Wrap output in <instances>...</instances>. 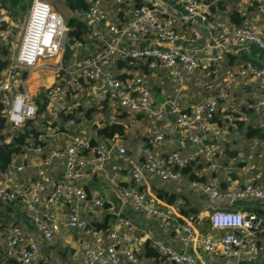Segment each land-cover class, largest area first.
Listing matches in <instances>:
<instances>
[{"label": "built area", "instance_id": "1", "mask_svg": "<svg viewBox=\"0 0 264 264\" xmlns=\"http://www.w3.org/2000/svg\"><path fill=\"white\" fill-rule=\"evenodd\" d=\"M163 1L142 0L139 6L136 0H88L87 10L70 11L73 18L88 27L85 43L69 37L71 29L68 22L46 0H33L22 28L9 19L0 5V46L11 51L10 65L0 72V101L6 120L4 135L12 138L28 121H34L38 131L43 132L37 140L40 144L31 138L25 150L36 160L33 165L35 177L29 181L27 189L13 185L18 176L30 167L25 163L18 164L14 158L5 172L0 171V202L18 203L32 212L39 232L46 240L52 241L60 232L61 223L53 217L48 218V222L43 221L40 207L46 204L47 207L65 209L73 200L78 203L89 200L78 180L92 168L101 181L113 185L119 192L124 202L123 210L156 220L161 230L172 232L182 245V251L165 239L154 238L149 232L136 235L132 219L123 216L107 238L83 242L86 264H140L137 254L147 241L157 249L163 262L169 264H197L199 254L209 259L255 261L260 254L259 236L264 234V217L242 211L238 203L254 200L264 205V185L249 183L239 189L221 190L212 183L192 181L191 190L195 195L222 203L209 216L214 233L205 235L196 227V220L185 221L182 211L186 203L183 198L162 208L156 197L118 186L122 166L120 162H112L115 159L125 161L128 151L118 136L111 149L103 140L98 142L102 138L93 134V125H102L104 116L99 115L94 121L83 119L79 123L73 118L60 119L62 113L72 114L80 106L89 108L92 104L101 103H106L113 112L122 110L134 117L143 116L148 123L150 147L141 150L143 160L128 172L133 183L144 186L149 178L167 183L181 181L184 178L182 169L191 161L180 152L167 149L166 137L171 120L173 133L183 144L197 149L198 154L211 156L218 151L229 129H237L238 122L249 123V113L264 112V71L248 65L237 71V83L242 88L255 83L263 95L248 102L246 112L230 111L226 114V127L214 121L218 112L214 100L204 99L189 112L176 101L164 107L157 104L155 91L145 74L117 69L118 60H150V70L172 71L183 83L197 71L225 61L229 48L217 40L211 47L207 44L208 50L202 54L206 49L198 47L200 40L204 39L202 36H181L173 21L165 19ZM173 1L184 9L186 22L208 23L213 3L205 0ZM16 28L22 30L20 40L15 39ZM229 35L232 45L244 47L254 44L264 49V35L252 24H231ZM70 40H73V45ZM143 43L146 44L142 46ZM162 43H170L171 49H159ZM68 47L71 50L69 60ZM44 60L54 63V81L33 93L27 84L32 72L41 68ZM123 73H131V77L120 79ZM45 100L48 105L43 112ZM61 137H64V143L47 152L46 141L56 142ZM93 138L97 141L96 146L92 145ZM57 164L64 166V175L56 181L51 169ZM90 201L94 212L101 216L105 210V197L97 191L91 194ZM66 220L67 225L79 233L90 229L89 220L81 214L79 207L68 208ZM3 228L0 220V234ZM2 232L4 241L0 238V248L8 257L16 258L20 264L47 262L46 258L40 257L37 241L20 234L14 222L8 221Z\"/></svg>", "mask_w": 264, "mask_h": 264}, {"label": "crops", "instance_id": "2", "mask_svg": "<svg viewBox=\"0 0 264 264\" xmlns=\"http://www.w3.org/2000/svg\"><path fill=\"white\" fill-rule=\"evenodd\" d=\"M13 0H0L1 7L6 11L9 19L14 22L15 25L20 27V13L18 12V4L13 6ZM215 1H218L216 4ZM207 3H213L211 15L208 23L202 21H196L194 23L186 22V13L182 7L177 5L173 0L163 1V10L166 12L164 15L166 20L173 21V26L176 28L181 36L188 38H196L202 36L204 39L200 40L199 48H204L207 44L210 47L213 46L215 40L224 44L229 48V54H231L236 60L235 63L231 62V59L226 56L223 63L219 64L218 67H225L226 69L223 74L227 77L224 79V84H217L208 86L212 88V91L216 93L206 94V85L204 82L205 76H209L211 71L216 73L217 66H213L207 70H199L194 75L190 76L186 82H180L178 77L172 71H151L147 75V79L151 86H153L156 94V102L158 105L167 107L171 101H176L180 104L182 109L185 111H192L196 104L204 99H212L217 103L218 106V117L216 123L221 127H226L225 116L230 111H245L246 104L253 102L254 100L261 98L263 95L262 90L257 84L253 83L251 86L242 88L237 83L238 78L236 77L237 71L242 66H247L244 61L245 49L249 48L253 51L260 50L262 48L254 44L247 46H236L232 45L230 41L231 35L230 25L232 24L230 14L233 11H238L242 17H245V22L252 24L255 29L264 35V0H205ZM11 6V7H10ZM57 6V5H56ZM29 13V12H28ZM28 16L24 19V23ZM176 19H173V18ZM70 19V18H69ZM146 43H143L144 46ZM206 48V47H205ZM208 49L202 51L205 53ZM35 71V70H34ZM32 72L28 87L31 92H37L41 87H48L54 81V75L49 76V84L42 86L36 83V77L38 75ZM202 78V82H198ZM215 86V87H214ZM100 91V90H99ZM88 98L86 100L87 104ZM120 111V110H118ZM122 111V110H121ZM250 122L243 123L242 126H238L235 130H228L225 139L220 142V148L213 155H207L205 153L198 154V150L191 146L183 144L178 137L173 133L172 130L173 120L170 122V129L167 131V149L170 151H178L184 157L189 158L194 162L192 168L193 172L199 177L205 179V182L217 185L221 190L226 189H239L246 184L252 183L256 185H264V137H249L247 135V128L251 127L254 130H259L264 136V112L261 114L249 113ZM99 115L105 117L102 125L119 122L125 126L124 136L115 135L112 139H99L107 143L109 149L112 148V142L118 137L121 139V143L127 148L128 155L125 161L121 162V159H115L116 162L121 164L122 170L118 176V186L120 188L130 187L132 185L131 177L129 176V169L135 168L143 160L141 150L143 148L150 147L149 131L147 128V121L142 119H136L134 116L128 115L124 112H113L108 110L107 114L103 112L95 113L91 119L94 121L95 118L98 120ZM126 115V116H125ZM124 116V117H123ZM132 124V125H131ZM137 127L136 134L139 132L141 137L138 144L132 145L131 138L135 134L130 132L129 127ZM138 131V132H137ZM118 136V137H117ZM7 142H10L12 138L6 137ZM64 143V137H61L58 141L53 140L46 141V151L61 146ZM24 157H27L26 159ZM18 164L25 163L29 167L25 173L18 176L14 181L13 185H19L27 189L29 181L35 177L33 165L36 162L34 155L30 152H25L15 157ZM64 166L57 164L51 169V175L54 180H60L64 173ZM191 181L185 176L181 181L174 183H167L156 178H149L146 180L144 192L149 196L157 198L159 205L162 208H166L171 205L168 200L172 197L175 198L174 203L183 198L185 200V208L187 215L184 217L185 221L196 220V227L200 232L205 235L213 234L214 231L210 225L209 216L217 208L222 206V203L214 201L208 197L202 195H195L191 190ZM78 184L84 187L86 190L90 188L91 194L99 192L100 184H107L114 187L111 184L101 181L100 178L94 173L91 168L82 179L78 180ZM102 194V193H101ZM158 194H162L164 198L159 197ZM103 195V194H102ZM6 206L0 205V220H2V226L0 238L3 242L2 235L6 229L8 221L15 223V227L18 232L25 235L27 238L35 239L39 245L40 257L47 259L45 264H86V260L82 253L83 242H95L98 238H107V234L103 232L94 231L89 229L85 232H77L71 229L67 225L66 215L68 208L79 207L81 214L90 221H100L103 219L105 213H101L98 216L94 212L92 202L87 200L84 203H78L73 200L68 208L58 207H47L44 204L40 207L42 220L48 222L50 217L59 219L61 223L60 232L54 236L52 241H48L44 238L43 234L39 232L37 223L34 221L33 214L21 204H5ZM240 209L245 212H254L258 216L264 217V205L258 201L248 200L239 202ZM130 217L133 221L134 232L136 235L142 236L146 232H149L156 239H165L175 249L182 251V245L176 240L170 230L165 232L158 226L156 220L149 218L143 214L134 215L128 210L121 211V216L114 222V226L119 223L121 217ZM208 221L207 229L204 228V223ZM260 254L255 261H236L227 260L225 258H214L209 259L201 254L197 255V264H264V234L259 236ZM3 251L4 249L1 248ZM196 257V254H194ZM140 264H158L154 259H148L142 257Z\"/></svg>", "mask_w": 264, "mask_h": 264}, {"label": "trees", "instance_id": "3", "mask_svg": "<svg viewBox=\"0 0 264 264\" xmlns=\"http://www.w3.org/2000/svg\"><path fill=\"white\" fill-rule=\"evenodd\" d=\"M19 0H13L12 5H17ZM63 2L67 5V7L70 9V11H85L89 8V2L88 0H63ZM137 4L140 6L142 5V0H136ZM230 19L232 24L236 26H242L245 22V17H242L241 14L238 11H233L230 14ZM68 26L70 27L69 37L76 40L77 42L85 43V38L88 33V27L84 22H82L79 19L71 17L68 21ZM11 51L7 47L0 46V72H2L4 69H6L10 63H11ZM71 53L68 54L67 60L70 59ZM227 57L231 59L232 63H235V58L231 54H227ZM149 62L150 60L140 61L136 59H127V60H118L117 63V69L123 70L126 69L128 72H131L132 74L134 72H140L142 74H145L146 76L151 73L152 70L149 69ZM131 73H123L119 76L120 79H127L131 77ZM26 76V74H25ZM154 89V88H153ZM155 91V90H154ZM48 105V101L45 100L43 107L41 111L46 112ZM4 109L3 104L0 101V171L5 172L8 167L12 164V161L16 156L21 155L25 152L27 147H29V140L33 138V140L36 141V144H40L37 142L40 134H43V132L38 131L37 127L34 125V121H28L22 128H20L12 137V140L10 142H6V135H4V131L6 129V120L2 115V111ZM246 111V107L244 108ZM108 110H110L106 103H101L99 105L92 104L91 107L86 108L84 106H80L77 110H75L72 114H64L62 113L60 115V119L63 121L69 120V119H76V122L79 123L83 119H87L88 121H91L93 115L98 112H103L107 114ZM118 112H124V111H118ZM219 112V111H218ZM218 112L216 114V117H218ZM128 114L127 112H124ZM129 115V114H128ZM126 116V115H125ZM124 117V116H123ZM143 116H135L136 119H142ZM214 121H217V118H215ZM244 122H238V126L243 127L242 124ZM92 125V124H91ZM247 135L249 137H258L263 138L264 136L260 133L259 130H254L253 128L249 127L247 128ZM93 134L97 136L98 138H107L112 139L115 137V135L124 136L125 134V126L119 122H112L107 123L104 126H94L93 125ZM41 145L44 146V144L41 143ZM92 145L96 146L97 141L92 140ZM194 162L190 161L189 164L182 169V173L185 176L188 177V180L192 181H203L205 182V179L199 178L194 172H193V166ZM208 183V182H207ZM125 189H136L137 191L144 192L143 186H138L135 183L132 182V185L130 187H125ZM86 192L88 194V198H91V190L90 188L86 189ZM159 197L164 198L162 194H158ZM175 198L172 197L168 200V203L171 205L174 204ZM6 203L0 202V205L6 206ZM11 204V203H10ZM9 205V204H8ZM110 208V205L108 203H105L104 206V213ZM183 216L187 215V211L183 209L182 211ZM121 216H114L110 214L104 215L103 219L100 221H90L89 222V228L93 229L94 231L103 232L106 234H110L114 228V222ZM137 256L141 259L142 257L148 258V259H154L158 264H169L167 262H163L161 259L160 254L158 253L157 249H155L150 241H147L144 245L141 251L137 254ZM0 264H20L16 258L8 257L7 254L2 251L0 248Z\"/></svg>", "mask_w": 264, "mask_h": 264}, {"label": "rangeland", "instance_id": "4", "mask_svg": "<svg viewBox=\"0 0 264 264\" xmlns=\"http://www.w3.org/2000/svg\"><path fill=\"white\" fill-rule=\"evenodd\" d=\"M48 1L49 3H51V5L53 7H55L57 9V11L63 16V18L65 19V22H68L69 21V18H71V13H70V9L67 7V5L63 2V0H46ZM18 12L20 13V17L19 20H20V26L21 28L23 27L24 25V19L26 18V16H28V12L30 10V7L32 6V3H33V0H19L18 2ZM57 5V6H56ZM11 7V6H10ZM21 28L19 29H15V34H16V40H20L21 38ZM71 53V50H70V47H68V54ZM54 67V63L53 61H50V60H44V64L41 68H38L34 71V74L38 75L36 77V83L38 84H41L42 86H46L49 84V76H52V68ZM226 68L224 67H218L217 66V70H216V73H213V70L211 71L210 75L209 76H205L204 79V82H202V78L198 80V82H202V83H205V84H208L206 85V89H205V93L206 94H209L210 93H216L215 91H212V88H208V86H213V85H217V84H224L225 81L224 79L227 77L226 75H224L223 73L225 71ZM215 87V86H214ZM96 120V118H95ZM132 125V124H131ZM134 125V124H133ZM130 126V125H129ZM128 126V129L129 131L131 132L133 129V132L135 134V137L132 135V138H131V144L133 145H137L138 142L140 141L141 137L139 135V132L136 134V130H137V127L132 126V127H129ZM208 221H206L204 223V228L207 229L208 227Z\"/></svg>", "mask_w": 264, "mask_h": 264}, {"label": "water", "instance_id": "5", "mask_svg": "<svg viewBox=\"0 0 264 264\" xmlns=\"http://www.w3.org/2000/svg\"><path fill=\"white\" fill-rule=\"evenodd\" d=\"M71 45L74 44L73 40H70ZM172 45L170 43H162L159 46L161 50H170ZM244 61L246 64L256 69L257 71H264V49L253 51L249 48L245 49ZM99 190L105 197L106 203L110 205V208L106 211V214L119 216L124 202L119 192L112 186L107 184H100Z\"/></svg>", "mask_w": 264, "mask_h": 264}, {"label": "bare ground", "instance_id": "6", "mask_svg": "<svg viewBox=\"0 0 264 264\" xmlns=\"http://www.w3.org/2000/svg\"><path fill=\"white\" fill-rule=\"evenodd\" d=\"M29 85L27 84V88L30 89V87H28ZM30 91V90H29Z\"/></svg>", "mask_w": 264, "mask_h": 264}]
</instances>
